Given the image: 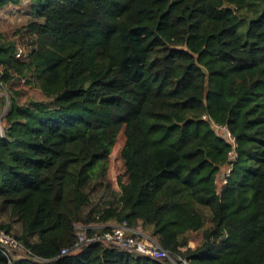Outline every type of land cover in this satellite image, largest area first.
<instances>
[{
    "label": "trees",
    "instance_id": "trees-1",
    "mask_svg": "<svg viewBox=\"0 0 264 264\" xmlns=\"http://www.w3.org/2000/svg\"><path fill=\"white\" fill-rule=\"evenodd\" d=\"M8 6L34 19L0 33V264H173L78 246L123 223L177 262L264 264V0Z\"/></svg>",
    "mask_w": 264,
    "mask_h": 264
},
{
    "label": "built area",
    "instance_id": "built-area-1",
    "mask_svg": "<svg viewBox=\"0 0 264 264\" xmlns=\"http://www.w3.org/2000/svg\"><path fill=\"white\" fill-rule=\"evenodd\" d=\"M23 54L22 50L18 51L17 56L20 57ZM226 129V128H225ZM227 130V129H226ZM230 140L235 147V141L232 139L231 134L228 133ZM5 136L4 126L2 122V116L0 117V139ZM78 231L81 232L79 236V245L88 244L91 242H100L107 246L117 247L121 250L129 253H134L140 256L149 257L156 260L169 259L173 264H189L187 261L179 259V262L170 257L158 242L150 237L148 234L141 232L140 230L130 228L126 223L122 225H112L111 229L101 233L94 234L93 237L88 236V230L85 227L78 226ZM0 246L9 251L10 248H19L18 243L12 237L8 236L4 232L0 231ZM5 252V251H4ZM67 250L61 252L62 255H66Z\"/></svg>",
    "mask_w": 264,
    "mask_h": 264
},
{
    "label": "rangeland",
    "instance_id": "rangeland-1",
    "mask_svg": "<svg viewBox=\"0 0 264 264\" xmlns=\"http://www.w3.org/2000/svg\"><path fill=\"white\" fill-rule=\"evenodd\" d=\"M32 19H34L33 15L31 14L27 6H8L3 9H0V33H2L8 40L15 41L17 37H15L14 32L21 26L26 25ZM19 48L23 49L22 46H19ZM20 88L24 90L26 94L24 95L25 98L27 96L29 98L44 100V97L41 95V93L38 90L28 87L24 82H22ZM0 96H1V92H0ZM1 116L3 117V114H0V117ZM215 128H216V132L219 135L230 140L229 135L227 134V130L224 127H218V128L215 127ZM235 147H237L236 143H235ZM234 157H235V152H232L230 154V158L233 160ZM113 162H112V165H113ZM113 169H114V173H116L119 169V166L114 164ZM231 171H232V167L223 169L222 174L217 180L218 190H221L222 187L227 184V180H225L226 175L223 173L226 172L228 176L230 175ZM113 186H114V189L116 190L117 186L115 184ZM105 194L107 193H105V191L103 190L98 195L92 196L93 203H96V202L98 203L101 200L105 201L106 199H103ZM202 214L204 215L205 218L209 217V212L207 210H202ZM2 218L7 220L6 216H3ZM14 232H16V229L14 230ZM190 238H191L192 245L197 244L201 240V233L198 232V233L191 234ZM12 250L15 251L16 249L12 248Z\"/></svg>",
    "mask_w": 264,
    "mask_h": 264
},
{
    "label": "crops",
    "instance_id": "crops-1",
    "mask_svg": "<svg viewBox=\"0 0 264 264\" xmlns=\"http://www.w3.org/2000/svg\"><path fill=\"white\" fill-rule=\"evenodd\" d=\"M138 230H140V231L142 232V230H141V229H138Z\"/></svg>",
    "mask_w": 264,
    "mask_h": 264
}]
</instances>
